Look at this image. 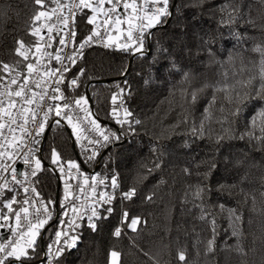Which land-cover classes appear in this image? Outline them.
Returning <instances> with one entry per match:
<instances>
[{
	"label": "trees",
	"instance_id": "16d2710c",
	"mask_svg": "<svg viewBox=\"0 0 264 264\" xmlns=\"http://www.w3.org/2000/svg\"><path fill=\"white\" fill-rule=\"evenodd\" d=\"M62 1L44 0L43 6H40L34 0H0V61L10 65L22 61V57L15 54L17 40H23L32 48L34 52L29 58L33 59L38 37L30 34L32 17L39 11H50ZM227 2L208 0L200 7L197 0H170L173 16L162 28L153 29L156 35L152 38L147 56L134 55L132 50L92 44L83 50L82 58H76L74 66L68 62L71 71L67 72V76H79L78 92L87 100L84 105L91 113V119H95L99 127L107 126L124 135L104 148L98 158L88 160L87 149L91 144L86 139L78 142L69 123L57 126L48 121L46 128L49 127V130L42 148V169L34 177L36 188L46 204L49 200L55 201L48 204L54 210V217L44 225V243L55 236L61 227V220L65 221L62 226L65 228L69 217V213L63 215L65 201L61 206L65 184L72 185L69 191L73 190V182L67 175V161L86 168L90 179L99 174L105 181L101 185L106 193L114 195L111 204L98 206L102 218L94 221L95 231L88 226L86 219L77 223L79 226L74 231V235H80L77 246L56 258L55 264H264V212L261 211L264 209V198L260 196V192L264 191V151L259 150L255 143L227 138L218 148L214 143L215 137L224 135V132L215 121L211 124V139L207 136L197 139L191 135V121L195 119L199 122L211 100V88L191 108L189 123H180L184 118V109L188 107L180 93V89L185 87L182 84L183 72L194 74L193 83L197 87L205 81L214 83L222 79L224 70L229 73L230 83L233 82V71L238 73L235 79H247L249 75L259 73L261 57L252 49L257 44L264 45V28L259 26L264 22L261 20L264 17V0H232L233 7L242 5V8L240 18L231 24L227 22V14L219 11V7ZM175 6H179L178 12ZM249 12L257 20L256 28L245 24ZM93 14L90 8L77 12L74 47L94 29V24L87 23V17ZM157 40L169 49L168 53L157 52ZM204 41L211 42L215 53L211 63L208 45ZM146 46L149 45L146 43ZM230 53L234 58L232 61H228ZM153 57L157 59L153 61ZM241 60L245 66L242 75L239 74ZM173 61L176 68L172 67ZM219 62H226L223 69ZM19 67L22 69L23 64ZM80 69L84 70L83 75H79ZM113 95L117 97L115 104ZM221 103L222 94L217 93L216 107ZM229 107L225 104V115ZM113 108L116 115H113ZM125 108L132 116L126 118L128 123H117V119H125ZM253 111L249 105L244 118L233 125L237 134L243 131L245 119ZM220 115L216 112V116ZM136 120L140 123L136 124ZM228 127L227 123L223 125V128ZM186 143L190 147H185ZM53 149L64 165L63 173L58 165L51 162ZM212 160L218 163V168L212 173L213 191L205 197L204 207L216 216L218 234L215 250L208 252L207 241L211 239V231L208 223L200 219L201 201L194 200L192 192L193 186L200 182L197 173L206 170V163L201 162ZM237 161L241 163L237 165ZM156 163L160 164L159 168L155 167ZM185 168L190 169L192 174H186ZM149 169L152 171L149 172ZM244 175H247V180L241 183ZM113 176L119 188H112ZM219 184H235L236 187L218 191ZM132 188L136 190L135 195L131 199L122 198V193ZM245 193L250 194L247 204ZM251 194L257 199L256 211H252ZM13 196L16 203L12 204L10 212L5 204ZM220 204L225 205L223 213L218 207ZM22 206L20 190L4 195L3 214L12 215ZM108 207L113 209L111 214L105 211ZM228 209L243 213L244 236L241 243L246 255L227 247L237 243L228 226ZM124 212L128 213L127 219L123 218ZM135 217H139V223L133 231L129 224ZM116 228L121 229L118 237L114 235ZM35 242L36 252L30 261L41 259L42 243L38 238ZM181 250L185 254L183 261L178 258ZM112 251L120 255L117 263L110 261Z\"/></svg>",
	"mask_w": 264,
	"mask_h": 264
},
{
	"label": "snow or ice",
	"instance_id": "6c2138e0",
	"mask_svg": "<svg viewBox=\"0 0 264 264\" xmlns=\"http://www.w3.org/2000/svg\"><path fill=\"white\" fill-rule=\"evenodd\" d=\"M56 2V0H54ZM208 0H197V4L203 7ZM36 5L43 6L44 0H34ZM108 4L110 7L104 8V5ZM74 8H90L94 15L87 17L88 24H96L97 16L95 14L102 12L105 19L102 21L101 25H96V28L91 30L90 33L85 36L78 44V47L74 48L73 54L61 55L62 49H57L55 55L48 51H41L40 41L44 40V37L40 35V29L36 27V21H39L41 17L47 18V13L43 11L37 12L32 17V25L30 28V34L33 37H38V40L34 44L36 53H39V57L35 59L34 62H30L29 52H31V47H27L23 40H17V47L15 48V54L22 57V61H16L15 65H10L8 63H3L0 61V73H7V75L0 74V195H3L5 189L15 191V189L10 188V184L13 182L19 184L23 187V182L17 178V169L12 166L15 163V158L18 156L23 157V163L25 165L31 166L30 173H24L25 179L30 174L35 177L37 172L42 169L41 160L35 158L34 149L30 145H35L39 143L36 137L40 136L46 125L48 124L51 115L60 117L61 119L67 120L72 126L73 133L76 134L77 141L79 142L82 138L86 139L89 144H101L99 139H91L88 136H81L79 133L84 132V129H77L76 125L72 124V110L73 104L80 111H83L87 116H91L85 108H80L82 102L87 104L85 97L81 96L79 99H75L69 102L61 85L65 83L66 77L65 73L70 72L71 69L68 64L64 61L67 60L71 65L76 64V58L83 57V50L86 47H91L94 43H102L104 41L105 35L108 31V27L111 24H127V36L126 42L120 45L122 50L128 51L132 50L138 53L140 56H147L150 53V45L152 38L156 35L153 29L162 28L168 23V19L173 16V12L170 10V0H141L140 3L137 0H96L95 4L92 0H79L78 4L73 5ZM176 11H179V6H175ZM123 8V13L119 12V9ZM242 5H236L233 7L232 0H228L227 3L219 7V11L223 14L226 13L228 16V23H235L237 19L240 18ZM131 10V11H129ZM74 15V13H73ZM246 15L249 16L245 20V24L250 28H256L258 26L257 20L252 18L250 12ZM59 20L60 18L57 17ZM264 21V17L261 18ZM63 24L67 27L69 24V18L65 17L63 19ZM223 22V21H222ZM105 27V33H101L97 30L100 27ZM264 28V22L259 25ZM119 31V29H118ZM48 32H52V28H48ZM70 36L75 38L76 33L70 32ZM51 39L49 36V41L44 45L46 48H51ZM237 39L240 40V34L237 33ZM59 43L65 45V40L60 39ZM147 45L149 46H146ZM208 45L207 51L209 55V63L213 61L215 53L213 52L210 41H204ZM157 52L158 53H168L169 49L164 48L160 45V41L157 40ZM105 47H110V44H105ZM253 52L260 54L259 62V73L258 75H249L247 79H235L237 72L233 71L232 77L233 82H229V73L227 70L222 71V79L215 81L214 83L203 82L199 87L195 86L193 80L195 76L191 72L182 73V84L185 87L180 89L181 98L185 105H188L184 109V118L180 123L188 124L189 118L191 116V108L196 105L200 96L209 88L212 89V97L208 103V106L204 108V112L197 123L195 119L191 121L190 132L191 135L197 139H204L207 136L211 139V124L213 121L220 124L224 135H217L215 137L214 143L222 146V143L227 138L228 140L239 139L246 140L249 144L255 143L259 150L264 151V45L257 44L253 49ZM47 58L48 63L42 64V61ZM157 58L153 57V61ZM234 58L231 53L229 54L228 61H232ZM52 60H55L60 66L51 67ZM221 68L223 69L224 63L219 62ZM23 64V68L18 66ZM172 67L176 68V64L173 61ZM245 72V66L243 60H241V67L239 69V74L242 75ZM14 73V74H13ZM84 70H79V75H83ZM79 76H73V78L68 81V86L75 88L78 86ZM258 81V82H257ZM123 90L121 89V93ZM217 93L222 94V103L217 108ZM117 97L113 95L112 100L115 104ZM225 104L231 106L229 107L227 114L225 115ZM252 106L254 109L253 114L245 119L244 129L238 134L234 130L233 125H236L241 119L244 118L245 109ZM123 105L121 104V107ZM215 109V111H213ZM216 112L221 115L216 116ZM116 109L113 108V115H116ZM87 116L85 118H87ZM124 120L117 119V123H128L127 117L132 116V113L128 109H124ZM55 125L59 126L61 123L60 119L55 120ZM91 125L94 126L96 130H99V125L95 119L89 121ZM136 124L140 123V120L135 121ZM229 124L228 128H223V125ZM178 126V125H177ZM5 130L7 134H5ZM89 129L88 131H91ZM17 132L19 135H17ZM103 137L104 142H111L113 138L119 139V137L114 132H109L108 134L100 133ZM102 144L101 146H106ZM185 147H190L187 143ZM98 154V151L93 148L92 155L86 157V159L91 160ZM8 161L12 163L9 164ZM51 162L54 165H58L61 173L65 171L64 165L60 163V156L55 149L52 150ZM206 163V170L203 173L198 172L197 175L200 177V182L193 186L192 196L194 200H200L199 205L201 215L200 219L206 221L209 225L211 231V239L207 241V251L213 252L215 250V241L218 234V225L216 216L210 213L207 208L204 207L205 197L213 191L211 184L212 173L218 168V163L215 160L211 162H201ZM225 163H227V158H225ZM241 162L237 161L236 164L239 165ZM34 164V166H32ZM69 175H71V170L76 169L79 171V165L74 161H67ZM156 168L160 167L159 163L155 164ZM199 167V165L197 166ZM149 172L152 169L148 170ZM11 173V181H9L3 173ZM184 172L191 175V170L188 168L184 169ZM94 183L89 185L93 194H96V177H92ZM247 180V175L241 177L240 182L243 183ZM163 182V181H162ZM87 177L84 180V184H87ZM99 184H104V179L98 181ZM113 189L118 187L117 179L115 176L112 177ZM72 185L65 184V194L64 200L61 201V206H64V201H68L72 193L69 191ZM235 184L226 185L219 184L217 186L218 191L231 190L235 188ZM77 188L83 193L85 191L83 185L78 184ZM29 191L28 187H24V192ZM31 191L39 196L34 187ZM135 188L130 189L128 192L122 193V198L131 199L135 195ZM243 192L244 190L241 189ZM249 193H245V204H247L249 199ZM260 196L264 198V191L260 192ZM79 197H75L78 199ZM114 199L113 194L99 193L95 201L100 207L104 204H111ZM149 200L152 199L151 196L148 197ZM252 201V211H256L257 199L254 194H251ZM16 203V197H11L5 204L8 210L12 211V204ZM25 204H30L29 199L24 200ZM55 201L49 200L47 204L43 200L40 201L41 207L43 208V218L41 217V208L35 209V216L33 220H28V208H21L19 212H15L14 215L17 221V228H21L20 219L21 212L25 214L26 224L23 226L26 231H20L19 238L10 240L8 243L0 242V264H26V261L33 259V254L36 252V242L35 238L39 235V230L48 223L49 220L53 218L52 211L49 210L48 204H54ZM220 211L223 213L225 211V205L220 204ZM68 211H71L74 216L78 213V209L75 203H71L63 215L67 216ZM106 212L111 214L113 209L108 207L105 209ZM264 212V209H261ZM90 214L88 215V226L95 231L96 223L95 220L101 219L98 208L93 206L89 209ZM228 226L231 230V236L235 237L237 243L235 245L227 246L230 250L236 251L240 255H246V252L241 243V239L244 236V217L243 213L239 212L237 209H228ZM128 213H123V218L127 219ZM82 218V217H81ZM0 219L7 220L6 214L0 213ZM123 222V221H122ZM65 221L61 220V227L55 232V241L53 244L56 245L55 257L58 259L62 256L65 251L73 249L77 246L80 239V235H72L68 230L63 229ZM69 227L74 232L75 228L79 225L76 220H70ZM139 223V217L131 219L129 227L133 231L136 230V225ZM3 227V225H0ZM15 234L16 229H12ZM121 229L116 228L114 235L120 236ZM27 237V239H25ZM63 237V239H62ZM21 240H24V244H21ZM53 244L48 245V250L44 253L47 264H53L52 249ZM31 250V253L29 252ZM147 255V253H145ZM112 257H118L119 253L113 251L111 253ZM11 258V259H10ZM179 260L183 261L185 259V254L181 250L178 252Z\"/></svg>",
	"mask_w": 264,
	"mask_h": 264
},
{
	"label": "built area",
	"instance_id": "2783aa9c",
	"mask_svg": "<svg viewBox=\"0 0 264 264\" xmlns=\"http://www.w3.org/2000/svg\"><path fill=\"white\" fill-rule=\"evenodd\" d=\"M95 2H96V0H92L93 4H95ZM137 2L140 3L141 0H137ZM78 3H79V0H63L60 4L54 6L50 11L46 12L47 18L41 17V19L39 21H36V27H38L40 29V35L44 37V40L40 41L41 51L46 50L50 53H53V55H55V51L57 49H62V52H61L62 56L64 54H68V55L73 54L74 48L78 47L79 43L76 45V47H74L75 42H76V35H75V38H73L72 36L69 35V33L73 32V31L76 33L75 16L80 9L74 8L72 6L75 4H78ZM108 7H110V5H108V4L104 5L105 9H107ZM123 11H124L123 8L119 9L120 13H123ZM129 11H131V10H129ZM73 13H74V15H73ZM95 15L97 16V19H96V24H94V29L96 28V25H101L102 21L105 19L102 12L97 13ZM57 17H59L60 19L58 20ZM65 17L69 18V24L67 27L62 22ZM49 27L52 28L51 33L48 32ZM107 27H108V31L105 35L104 41L102 43H94V44L101 46V47H105L104 46L105 44H110L111 48H121L120 45H122L126 42L127 24L126 23H124V24H111L110 23V25ZM118 29H119V31H118ZM97 30H99L101 33H105V27H103V26L98 28ZM49 36L52 37V39L50 41L52 44V47L45 49L44 45L46 44V42L49 41ZM61 38H63L65 40V45H61L59 43ZM26 46L30 47L29 45H26ZM33 52L34 51L31 50V52H29V56H31ZM39 55H40L39 53H36L35 57L33 59H31L30 62H34L35 59H37L39 57ZM47 63H48V60H47V58H45L42 61V64H47ZM64 63L68 64V61L65 60ZM50 66L51 67H59L60 65L55 60H52ZM5 75H7V73ZM64 75L66 77V81L64 84L61 85V87L64 90L66 96L68 97L69 102H72L75 99H79L81 97V95L78 92V87H79L80 81L78 80V86L77 87H75V88L69 87L68 81H70L73 78V76L68 77L67 73H65ZM80 108H85V105L83 102H82ZM71 114H72V124L76 125L78 130L83 128L84 132H82V133L85 136H88L92 139H99L101 141V144H95V145L91 144L87 149L89 156L92 155V149L93 148H95L98 151V154L94 158H98L100 156V154L102 153L103 149L113 145L115 140H116L115 138H113L111 140V142H107V143L104 142L103 137L100 134L101 132H103L104 134H108L111 131V132L116 133V135L118 137L124 135L122 132L114 130L113 128H109L107 126L99 127V130H96L94 128V126L89 123V121L92 120L91 117L87 116V114L85 112L80 111L79 108H76V106L74 104H73V110H72ZM86 116H87V118H85ZM57 119L61 120L60 124H67L68 123L67 120L61 119L60 117H56L55 115L50 116L49 122L51 124H55L54 122ZM46 129L47 128L45 127L44 132L40 136L36 137V139L39 140V143L35 144V145H30L34 149L35 158L40 159L41 162H42L41 145H42V142H43L44 137H45ZM89 129H92V130L88 131ZM5 134H7L6 130H5ZM17 135H19L18 132H17ZM45 139H46V137H45ZM105 143H106V146L102 147L101 145L105 144ZM8 163L11 164L12 162L8 161ZM77 164L79 165V171H77L76 169H72L71 175H69L68 174L69 169L67 170L68 178H69V180H71L73 182V190L70 191L72 193V196H70L68 201H65L66 208L71 203L74 202L76 208L79 210L78 213L76 214V216H74L71 211H68L69 217H68V220L65 224L64 230H68L72 235H74V232L69 227L68 222L70 220H73V219L76 220V223H78L82 220H85V219L88 220L87 217L90 214L89 209L93 206H95L97 208L99 206V204L95 203V201L98 197L97 193L98 192H100V193L101 192H103V193L107 192L105 190V187L98 183V181L100 179H102V177L99 174H97V175H95V177H96V194H93L89 185H92L94 183V181L89 178L86 168L81 166L79 163H77ZM19 165H20V167H18ZM12 166L17 169V178L23 182V187L19 184H15L13 182L12 184H10V188L18 189L21 191L22 201H23V206L21 208H28L27 219L33 220V217L36 214L35 213L36 208H41V217L43 218V208L41 207L40 201L43 200L45 204H46V201L40 194H39V196H37L36 193L31 191V188L34 187L36 189V192H38L36 185H35L34 177L29 174L27 176V178L25 179V176L23 175L24 173H30L31 166L25 165L23 163L22 155L15 158V163L12 164ZM32 166H34V164ZM3 175L9 181H11V173L10 172L3 173ZM86 177H87L88 183L84 184V180ZM0 183H2V181H0ZM78 184L83 185V187L85 189V191L83 193H81L79 191V188H77ZM24 187L29 188V191L27 193L24 192ZM119 187L120 186L118 184L117 188H119ZM9 191H11V190L5 189L3 195H0V213H3V211H2L3 197ZM75 197H79V198L75 199ZM25 199H29L30 204H25L24 203ZM21 208H19L15 212H19ZM49 210L52 211V216L54 217V210L51 208H49ZM14 213L12 215L6 214L8 217L7 220L0 219V225H3V227H0V242L8 243L10 240L18 239L20 231H26V228L23 227L26 224V220L24 218L25 214L23 212H21V214H20V216H21V219H20L21 228H17V221H16V217H15ZM57 215H58V212H57ZM12 229H16L15 234L13 233ZM45 231H46V229L43 226L39 230V235L36 237V239L38 238L42 243V255H41L40 260L43 262V264H47L44 253L48 250V245L53 244V242L56 239V237L54 236L52 239L48 240L47 243H44V240L46 237ZM25 239H27V237H25ZM62 239H63V237H62ZM21 244H24V240H21ZM55 250H56V245L53 244V249H52L53 264H55V259H56ZM6 264H7V262H6Z\"/></svg>",
	"mask_w": 264,
	"mask_h": 264
},
{
	"label": "rangeland",
	"instance_id": "374dc122",
	"mask_svg": "<svg viewBox=\"0 0 264 264\" xmlns=\"http://www.w3.org/2000/svg\"><path fill=\"white\" fill-rule=\"evenodd\" d=\"M36 239V238H35ZM113 252V251H112ZM111 252V253H112ZM115 252H117V251H115ZM118 253V252H117ZM119 257H120V255L118 256V257H112L111 256V254H110V261L112 262V263H117L118 261H119ZM26 264H43V262L41 261V260H39V261H26Z\"/></svg>",
	"mask_w": 264,
	"mask_h": 264
},
{
	"label": "water",
	"instance_id": "95a60500",
	"mask_svg": "<svg viewBox=\"0 0 264 264\" xmlns=\"http://www.w3.org/2000/svg\"><path fill=\"white\" fill-rule=\"evenodd\" d=\"M149 47H150V50H151V46H149ZM136 54H138V53H134V55H136ZM89 98L91 99L90 94H89ZM48 130H49V127L46 129L45 137H46V135H47ZM45 137H44V140H43V142H42L41 149H42V147H43V144H44V141H45ZM18 167H20V165H19ZM50 167H51L52 169H54V167H53L52 165H50ZM57 202H58V200H56V203H57ZM57 209H58V206H57Z\"/></svg>",
	"mask_w": 264,
	"mask_h": 264
}]
</instances>
